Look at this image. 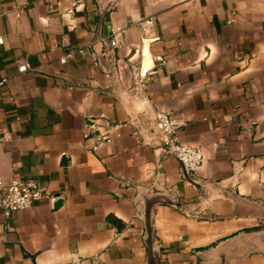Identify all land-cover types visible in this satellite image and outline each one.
<instances>
[{"label":"crops","instance_id":"0c3cea01","mask_svg":"<svg viewBox=\"0 0 264 264\" xmlns=\"http://www.w3.org/2000/svg\"><path fill=\"white\" fill-rule=\"evenodd\" d=\"M2 80L0 264H264V0H0Z\"/></svg>","mask_w":264,"mask_h":264},{"label":"built area","instance_id":"2783aa9c","mask_svg":"<svg viewBox=\"0 0 264 264\" xmlns=\"http://www.w3.org/2000/svg\"><path fill=\"white\" fill-rule=\"evenodd\" d=\"M122 33L121 30H115L113 32L114 37L110 42L111 46L117 47L119 45V39ZM68 57L70 55L64 56L61 59V63L65 64ZM19 70L25 72L28 70V67L22 66ZM6 82L7 80L0 82V90ZM157 121L163 142V151L168 155L174 156L180 162L186 174H195L204 162L202 149L184 144L178 139L175 135V124L168 113H158ZM3 140L4 135L0 128V141L2 142ZM39 198H41V189L35 181L28 183L12 181L6 184L0 180V211L6 217L30 208Z\"/></svg>","mask_w":264,"mask_h":264},{"label":"water","instance_id":"95a60500","mask_svg":"<svg viewBox=\"0 0 264 264\" xmlns=\"http://www.w3.org/2000/svg\"><path fill=\"white\" fill-rule=\"evenodd\" d=\"M143 73H145V71H143ZM61 204V202H58V205ZM153 204H149L147 206L146 209V216H145V220H146V229H147V236H148V246H149V250H150V254L153 257V230H152V226H151V210H152ZM153 262V261H152Z\"/></svg>","mask_w":264,"mask_h":264}]
</instances>
